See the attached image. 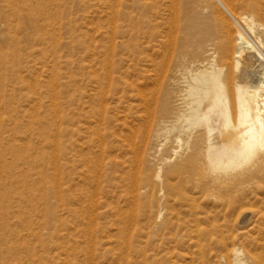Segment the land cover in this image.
<instances>
[{
    "label": "rangeland",
    "instance_id": "obj_1",
    "mask_svg": "<svg viewBox=\"0 0 264 264\" xmlns=\"http://www.w3.org/2000/svg\"><path fill=\"white\" fill-rule=\"evenodd\" d=\"M210 2L212 15L200 17L199 35L189 38V31H184L180 36L185 47L179 53L188 60L208 63L211 58L196 48L219 46L228 38L233 40L235 51L239 48L236 39L240 31L235 21L216 0ZM222 2L239 22V15L249 12L264 25V4L258 11L247 10L242 0H234L230 6L226 0ZM143 3L0 0V54L6 55L5 65L0 68V115L6 128L11 129L4 133L6 141L0 140V264H30L23 252L26 241L35 248L34 264H217L218 258L233 248V238L245 254L264 260V169L250 184L242 186L251 190L250 199L242 206L252 213L245 221L238 219V210L231 211L221 202L223 194L219 193L199 199L200 220L185 216L183 207L169 232L162 227L165 214L156 220V207L152 213L138 207L122 213L126 208L107 188L65 190L68 204L59 205L55 108L60 74L67 78L65 83L69 82L76 63L92 61L96 47L110 60H124V64L140 70H151L154 64L177 57L169 44V17L163 2L159 3L157 16L146 14ZM15 8L20 9L22 19L12 12ZM115 26L117 45L108 44V49L105 44L104 48L102 37H107ZM224 26H228V33ZM247 55L244 53L242 58L246 71L238 81L241 86L256 85L263 72L258 57L249 54L247 60ZM231 72L238 74L239 69L226 68V83ZM141 85L150 89L154 86L150 82ZM66 112L71 116V107H66ZM71 125L68 120L66 127L72 129ZM67 138L73 139L71 132ZM70 170L68 180L75 185L79 177ZM223 187L216 186L217 190H225ZM185 190L194 189L188 185ZM80 209L81 214L74 213ZM29 229L41 239L30 235ZM16 249L15 257L4 258V251L15 253Z\"/></svg>",
    "mask_w": 264,
    "mask_h": 264
},
{
    "label": "bare ground",
    "instance_id": "obj_2",
    "mask_svg": "<svg viewBox=\"0 0 264 264\" xmlns=\"http://www.w3.org/2000/svg\"><path fill=\"white\" fill-rule=\"evenodd\" d=\"M216 1L239 28L237 51L233 40L228 38L219 46L196 48L211 58L208 63L188 60L179 53L185 47L180 42L183 32L189 31V38L197 37L200 17L212 15L210 0H144L142 9L146 14L159 15L160 2L168 11L169 44L176 53L175 60L152 64L151 70H140L124 64V60H110L96 47L92 61L76 63L69 82L65 83L67 78L60 74L55 108L59 205L68 204L65 190H84L86 186L90 190L107 188L123 203L126 210L122 213L136 207L152 213L156 207V220L165 214L162 227L169 232L183 207L185 216L200 220L199 199L219 193L229 210H238L239 220L249 217L250 212L242 206L250 199L251 190L242 186L250 184L264 169V25L249 12L240 14L239 22L222 0ZM226 2L230 6L234 0ZM242 3L247 10L259 11L264 0H242ZM12 12L23 18L20 9ZM227 27L224 26L228 33ZM117 29L115 26L106 34L109 43L106 36L102 37L103 46L117 45ZM244 53L257 56L263 67L256 85L241 86L238 82L246 71L242 64ZM5 58L6 55L0 54V68L4 67ZM227 67H235L239 73H228L230 80L226 83ZM146 82L154 86L143 87L141 84ZM66 107H71V116ZM68 120L72 129L66 127ZM6 127L0 115L1 141L5 140L4 133L11 131ZM70 132L71 140L67 138ZM68 169L79 177L75 185L68 180ZM188 185L194 190H185ZM216 186H224L225 190H217ZM65 210L73 212L72 208ZM74 213L81 214V209ZM32 231L28 230L30 235L41 239ZM198 234L201 235L199 230ZM222 243L227 249L225 241ZM31 244L26 241L23 252L34 264L36 251ZM231 244L233 248L218 258L217 264H264L260 256L245 254L236 246L235 238ZM15 254L17 249L15 253L4 251L3 256Z\"/></svg>",
    "mask_w": 264,
    "mask_h": 264
}]
</instances>
